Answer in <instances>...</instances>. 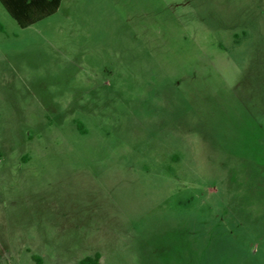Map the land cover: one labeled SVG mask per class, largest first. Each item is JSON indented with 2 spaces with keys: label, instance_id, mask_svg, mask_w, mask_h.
<instances>
[{
  "label": "rangeland",
  "instance_id": "rangeland-1",
  "mask_svg": "<svg viewBox=\"0 0 264 264\" xmlns=\"http://www.w3.org/2000/svg\"><path fill=\"white\" fill-rule=\"evenodd\" d=\"M264 264V0L0 2V264Z\"/></svg>",
  "mask_w": 264,
  "mask_h": 264
},
{
  "label": "trees",
  "instance_id": "trees-1",
  "mask_svg": "<svg viewBox=\"0 0 264 264\" xmlns=\"http://www.w3.org/2000/svg\"><path fill=\"white\" fill-rule=\"evenodd\" d=\"M22 27H28L55 13L61 0H1ZM80 264H102L99 251L80 259Z\"/></svg>",
  "mask_w": 264,
  "mask_h": 264
},
{
  "label": "crops",
  "instance_id": "crops-1",
  "mask_svg": "<svg viewBox=\"0 0 264 264\" xmlns=\"http://www.w3.org/2000/svg\"><path fill=\"white\" fill-rule=\"evenodd\" d=\"M62 1V0H61ZM0 2L4 5V3L0 0ZM61 4V3H60ZM60 6V5H59ZM4 7L6 8V6L4 5ZM7 10V8H6ZM8 11V10H7ZM9 12V11H8ZM10 13V12H9ZM35 24V23H34ZM32 25V24H31ZM30 26V25H29Z\"/></svg>",
  "mask_w": 264,
  "mask_h": 264
}]
</instances>
